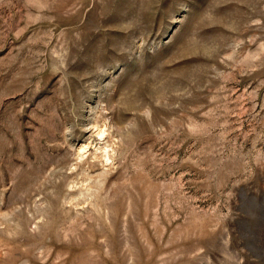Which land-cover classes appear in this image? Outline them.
Wrapping results in <instances>:
<instances>
[{
  "label": "rangeland",
  "instance_id": "obj_1",
  "mask_svg": "<svg viewBox=\"0 0 264 264\" xmlns=\"http://www.w3.org/2000/svg\"><path fill=\"white\" fill-rule=\"evenodd\" d=\"M0 264H264V0H0Z\"/></svg>",
  "mask_w": 264,
  "mask_h": 264
}]
</instances>
